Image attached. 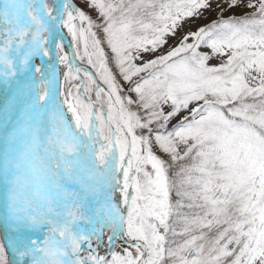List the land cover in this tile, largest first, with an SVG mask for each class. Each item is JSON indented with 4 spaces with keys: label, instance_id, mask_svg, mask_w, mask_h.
<instances>
[{
    "label": "snow or ice",
    "instance_id": "snow-or-ice-1",
    "mask_svg": "<svg viewBox=\"0 0 264 264\" xmlns=\"http://www.w3.org/2000/svg\"><path fill=\"white\" fill-rule=\"evenodd\" d=\"M0 264H264V0H0Z\"/></svg>",
    "mask_w": 264,
    "mask_h": 264
},
{
    "label": "rangeland",
    "instance_id": "rangeland-1",
    "mask_svg": "<svg viewBox=\"0 0 264 264\" xmlns=\"http://www.w3.org/2000/svg\"><path fill=\"white\" fill-rule=\"evenodd\" d=\"M65 45H66V48H67V41H65Z\"/></svg>",
    "mask_w": 264,
    "mask_h": 264
}]
</instances>
